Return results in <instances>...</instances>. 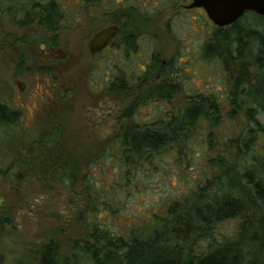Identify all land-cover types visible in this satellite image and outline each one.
Returning a JSON list of instances; mask_svg holds the SVG:
<instances>
[{"label": "trees", "instance_id": "1", "mask_svg": "<svg viewBox=\"0 0 264 264\" xmlns=\"http://www.w3.org/2000/svg\"><path fill=\"white\" fill-rule=\"evenodd\" d=\"M183 2L0 0V18L3 11L12 12L18 7L23 13L21 27L36 24L48 32L77 23L99 7L100 16L120 24L123 30L95 66L101 72L97 85L114 95L128 94L134 87L140 89L146 84L153 87L150 94L138 98L125 111L124 118L130 121L108 142L102 156L89 160L87 173L82 175L86 184L85 206L79 211L78 219L88 232L81 241H72L73 247L80 243V248L69 257L59 254L53 242L41 245L36 264H264V17L246 12L234 24L217 28L202 9L181 7ZM176 8L173 14L176 20L173 18L167 23L168 31L176 38V48L166 60L160 58L154 42L147 40H155L154 36L124 31L133 12L153 18ZM189 24L193 29V46L177 30H186L184 25ZM23 41L39 49L41 45L48 49L56 44L41 34L29 35ZM133 57L138 61L133 62ZM243 58L252 61L253 72L240 65L236 77L234 66ZM198 63L219 67L217 77L221 76L223 82L216 84L213 91L208 83H204V91L194 85L192 70ZM222 85L224 93L220 94ZM175 94L183 95L186 100L176 116L168 117L153 108L152 115L140 121L131 113L149 108L157 100H170ZM223 102L231 106L227 119L244 111L247 120L245 130L229 140L235 158L232 166L206 179L193 192V200L185 198L168 205V219L145 236L124 239L96 219L102 211L99 208L107 210L101 192L96 193L97 183L90 177L101 159L103 167L109 169L106 159L113 158V176L127 184L137 178L141 164L151 165L157 157H170L175 151L178 156L185 155L188 150L199 154L191 148L190 140L201 122L218 126ZM18 120L17 111L0 100V130L12 128ZM33 144L34 154L25 163L47 162L52 158L63 179H68L64 185L70 187L72 172L66 169L61 136L47 132ZM88 216L92 217L91 222Z\"/></svg>", "mask_w": 264, "mask_h": 264}, {"label": "rangeland", "instance_id": "2", "mask_svg": "<svg viewBox=\"0 0 264 264\" xmlns=\"http://www.w3.org/2000/svg\"><path fill=\"white\" fill-rule=\"evenodd\" d=\"M189 4L190 0H185L180 5ZM14 9L8 13L3 11L0 18V100L19 115L15 126L0 130V264H36L41 245L53 242L59 254L69 257L80 248V243L73 247L72 241H81L88 232L78 219L79 211L85 206L86 184L82 175L87 173L89 160L102 156L108 142L130 121L124 118L125 111L136 98L150 94L153 87L146 84L121 97L94 89L101 72L95 69L99 62L97 56H92L87 46L94 34L108 26L106 22L110 18L98 16L90 20L87 17L72 23L56 33L55 50L40 51L23 39L32 34L50 38L55 33L36 24L21 27L23 13L18 7ZM177 9L154 18L133 12L124 31L155 36V40H147L154 42L160 58L166 60L176 48V38L168 31L167 23L173 18L176 20L173 14ZM184 27L186 30L176 29L193 46V29L190 24ZM134 61H138L136 57ZM240 65L253 72L252 61L243 58L234 66V76L237 77ZM192 72L199 91H204V83L213 91L216 84L223 82L221 76L217 77V65L198 63ZM18 82L23 85L21 92ZM223 93L222 85L220 94ZM185 104L183 95L176 94L170 100H157L149 108L131 113L139 120H147L152 109L157 108L171 117ZM227 104H221L222 119L218 126L201 122L190 140L191 148L199 154L185 149V155L178 156L175 151L170 157H157L151 165L141 164L137 178L127 184L113 176V158L106 159L109 169L103 167L101 159L90 177L97 183L96 193L101 192L107 210L99 208L102 211L96 219L124 239L145 236L168 219V205L185 198L193 200V192L206 179L232 166L235 158L229 140L245 130L247 120L244 111L227 119L231 109ZM47 132L61 136L66 169L73 173L69 175L73 180L70 187L64 185L68 179H63L52 158L47 162L25 163L34 154L33 143ZM91 219L87 217L89 222Z\"/></svg>", "mask_w": 264, "mask_h": 264}, {"label": "water", "instance_id": "3", "mask_svg": "<svg viewBox=\"0 0 264 264\" xmlns=\"http://www.w3.org/2000/svg\"><path fill=\"white\" fill-rule=\"evenodd\" d=\"M190 8L202 9L209 21L217 28L234 24L246 12L264 17V0H190ZM117 26H109L100 30L89 43L91 52L103 50L109 41L117 34ZM19 90L22 84L17 83Z\"/></svg>", "mask_w": 264, "mask_h": 264}, {"label": "flooded vegetation", "instance_id": "4", "mask_svg": "<svg viewBox=\"0 0 264 264\" xmlns=\"http://www.w3.org/2000/svg\"><path fill=\"white\" fill-rule=\"evenodd\" d=\"M190 4H191V1H190ZM189 4V5H190ZM188 5V6H189ZM195 9H200V8H195ZM8 13V12H7ZM96 14L97 15H99L100 16V14H101V10H100V8L99 7H97V8H95L94 9V12H92V14H91V16H88V17H90V20L91 19H94V18H97V17H95L96 16ZM164 14V13H163ZM101 17H102V15H101ZM156 17H158V16H156ZM87 17H85L84 19H86ZM145 18V17H144ZM154 18V17H153ZM81 21V20H80ZM79 21V22H80ZM109 21V20H108ZM106 22L107 24H108V26H105V27H103L102 29H104V28H107V27H109V26H117L118 28H119V31L117 32V34L109 41V43H108V45L103 49V50H101V51H98V52H91L90 50H89V48H88V46H89V43L91 42V40H92V38L97 34H94V36L91 38V40H90V42L88 43V46H87V48H88V51L90 52V54L92 55V56H97V59H96V61H99V58H100V56H101V54L106 50V49H108L109 47H110V45H111V43L113 42V41H115L117 38H118V36H119V33L123 30L122 29V26L120 25V24H113V22L110 20L109 22ZM78 23V22H77ZM77 23H74V24H77ZM72 24L70 23V24H66V25H63L62 26V28L61 29H59V30H56V31H53L52 33H55L54 35H52L50 38H52L53 40H55L56 41V33H58L59 31H61L62 29H64V28H66V27H69V26H71ZM101 29V30H102ZM133 33V32H132ZM135 34V33H134ZM137 35V34H136ZM138 36H141V35H138ZM148 37H151V36H148ZM154 38L156 39V37L154 36ZM55 50L56 49V46L55 45H52L51 47H49L48 49L47 48H45L43 45H41L40 46V51H43V50ZM98 83H100V82H96V83H94L95 85H94V89H96L97 91H102V87L100 86V85H97ZM89 84L91 85V82H89ZM23 86V85H22ZM19 89V88H18ZM134 89H137L136 87H134ZM22 90H23V87H22ZM22 90H19L20 92L22 91ZM103 93H105V94H109V93H106V92H104V91H102ZM131 92V91H130ZM129 92V93H130ZM112 95H114V94H112ZM121 95H124V94H120V95H114L115 97H121ZM176 95V94H175ZM174 95V96H175ZM146 97V96H145ZM138 100V98H136L134 101H137ZM16 111V110H15ZM18 113V112H17ZM19 121V120H18Z\"/></svg>", "mask_w": 264, "mask_h": 264}]
</instances>
